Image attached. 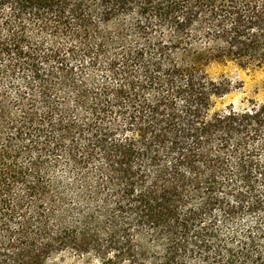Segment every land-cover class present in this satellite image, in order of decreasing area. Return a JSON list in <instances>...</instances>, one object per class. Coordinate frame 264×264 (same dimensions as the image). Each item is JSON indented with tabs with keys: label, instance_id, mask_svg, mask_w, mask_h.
<instances>
[{
	"label": "trees",
	"instance_id": "16d2710c",
	"mask_svg": "<svg viewBox=\"0 0 264 264\" xmlns=\"http://www.w3.org/2000/svg\"><path fill=\"white\" fill-rule=\"evenodd\" d=\"M264 0H0V264H264Z\"/></svg>",
	"mask_w": 264,
	"mask_h": 264
},
{
	"label": "rangeland",
	"instance_id": "374dc122",
	"mask_svg": "<svg viewBox=\"0 0 264 264\" xmlns=\"http://www.w3.org/2000/svg\"><path fill=\"white\" fill-rule=\"evenodd\" d=\"M215 79L226 78L230 81V91L215 101L216 110H226L231 106L244 107L251 101L264 102V67L243 69L228 63H213L209 68ZM63 264H72L65 260Z\"/></svg>",
	"mask_w": 264,
	"mask_h": 264
}]
</instances>
